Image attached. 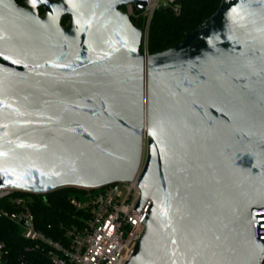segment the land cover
<instances>
[{
	"label": "water",
	"instance_id": "water-1",
	"mask_svg": "<svg viewBox=\"0 0 264 264\" xmlns=\"http://www.w3.org/2000/svg\"><path fill=\"white\" fill-rule=\"evenodd\" d=\"M149 1L0 0V191L138 178L127 264H261L264 0H222L146 57L121 8Z\"/></svg>",
	"mask_w": 264,
	"mask_h": 264
},
{
	"label": "built area",
	"instance_id": "built-area-1",
	"mask_svg": "<svg viewBox=\"0 0 264 264\" xmlns=\"http://www.w3.org/2000/svg\"><path fill=\"white\" fill-rule=\"evenodd\" d=\"M121 9L131 19L141 21V53L146 57L151 54L149 36L156 12L168 10L176 16L182 12L180 0H150L143 11H138L134 4ZM72 192L83 193L86 201L78 196L68 197L77 214L69 226H60L64 231L62 239H55L39 230L31 207L34 196L48 194H10L9 190H1L0 218L17 226L22 236L35 244L34 250L41 251L49 264H127L146 230L150 205L147 203L139 208L142 191L138 178L95 190L83 188ZM254 216V236L264 241V209H259ZM8 256L9 250L1 242L0 264H4ZM261 264H264V254Z\"/></svg>",
	"mask_w": 264,
	"mask_h": 264
},
{
	"label": "trees",
	"instance_id": "trees-1",
	"mask_svg": "<svg viewBox=\"0 0 264 264\" xmlns=\"http://www.w3.org/2000/svg\"><path fill=\"white\" fill-rule=\"evenodd\" d=\"M17 3L22 0H15ZM222 0H180L182 12L176 16L172 11H157L150 29L149 50L151 54L163 52L178 44L186 34L194 31L218 10ZM65 17L63 22H68ZM141 29V21L131 19ZM69 189L58 190L46 196H34L32 210L36 216L39 230L62 239L64 231L60 226H69L74 221L76 211L68 202ZM49 226L52 229H49ZM4 242L9 250L4 264H49L48 259L35 244L26 240L21 230L7 220L0 218V243Z\"/></svg>",
	"mask_w": 264,
	"mask_h": 264
},
{
	"label": "rangeland",
	"instance_id": "rangeland-1",
	"mask_svg": "<svg viewBox=\"0 0 264 264\" xmlns=\"http://www.w3.org/2000/svg\"><path fill=\"white\" fill-rule=\"evenodd\" d=\"M71 195L78 196L80 198V200H82L83 202L86 201V198L84 197L85 195L81 192H72Z\"/></svg>",
	"mask_w": 264,
	"mask_h": 264
},
{
	"label": "flooded vegetation",
	"instance_id": "flooded-vegetation-1",
	"mask_svg": "<svg viewBox=\"0 0 264 264\" xmlns=\"http://www.w3.org/2000/svg\"><path fill=\"white\" fill-rule=\"evenodd\" d=\"M18 4H20L21 6H25L24 0H22L21 2H18ZM40 13L43 14L44 10L42 8H40Z\"/></svg>",
	"mask_w": 264,
	"mask_h": 264
}]
</instances>
